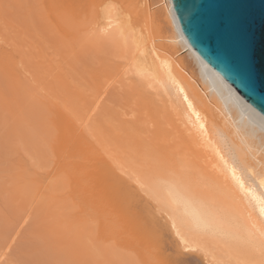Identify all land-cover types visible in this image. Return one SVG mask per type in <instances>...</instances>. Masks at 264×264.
I'll list each match as a JSON object with an SVG mask.
<instances>
[{
	"label": "bare ground",
	"instance_id": "1",
	"mask_svg": "<svg viewBox=\"0 0 264 264\" xmlns=\"http://www.w3.org/2000/svg\"><path fill=\"white\" fill-rule=\"evenodd\" d=\"M76 7L78 19L84 20L79 32L89 37L87 44L110 46L113 51L111 59L100 58L97 96H90L88 86L76 88L64 68L38 60L0 26L4 86H0V98L6 102L1 103L3 110L13 112L10 131L16 140L2 144L1 154L13 146L15 151L5 152L11 159L19 162L17 151L23 149L43 156L41 166L50 165L40 133L30 123L35 107L30 101L39 87L46 93L56 91L54 97L71 105L81 117L68 128L71 145L76 138L78 152L73 156L78 157L67 163L71 169L62 175L74 179L81 192L91 187L97 197L90 202L96 201L103 210L102 204H114L112 198L122 204L127 200H119L120 195L131 197L144 212L147 226L155 233L154 243L170 264H264V116L191 48L171 0H77L70 8ZM118 82L132 89L144 116L114 125L117 117L112 124L108 119L115 112L109 103L116 93L106 92V87ZM94 112L102 141L110 142V147L101 146L109 160L95 156L93 145L82 138ZM157 159L161 163L156 164ZM114 161L117 170L136 183L133 188L113 170ZM51 178L48 173L44 188L50 184L45 180ZM15 180L11 188L22 187ZM43 197L51 198V194L47 191ZM107 231L104 239L116 242L117 231ZM120 242L126 246L136 243L130 248L133 254L143 244L127 235ZM110 246L104 248L110 259L138 264L126 247ZM0 264H4L1 259Z\"/></svg>",
	"mask_w": 264,
	"mask_h": 264
},
{
	"label": "rangeland",
	"instance_id": "2",
	"mask_svg": "<svg viewBox=\"0 0 264 264\" xmlns=\"http://www.w3.org/2000/svg\"><path fill=\"white\" fill-rule=\"evenodd\" d=\"M76 5L77 0H0V26L14 42L24 45L22 48L32 56L34 54L38 60L46 59L55 67L64 68L71 75L76 88L78 87L80 90L88 86L89 90L87 91L93 97L95 93L97 96L100 90L98 88L97 91L96 88L100 86L96 85L95 81L99 74L102 75L100 58L111 59L113 51L110 46H98V49L92 43L87 44L89 37L83 31L79 32V29L84 26V20L78 19L80 16L78 7L70 8V6ZM66 23L69 25L66 26ZM9 47L7 46V48ZM85 62L88 64V69L85 68ZM118 84L115 83L112 86L113 84L109 83V86L106 87V92L109 89V92L116 93V99L109 103V106L112 107L110 109L116 113L110 110L115 115H109L112 118L107 117L108 121L111 119L109 122L112 124L114 123L112 121H115L117 117V124L114 123V125H118V122L132 121L136 117L144 116V111L141 108L143 105L133 95L132 89L125 87V83L119 84V86ZM0 86L4 89L1 79ZM115 86L119 88L117 89ZM114 88L115 91L111 90ZM32 93L30 102L35 107L30 123L40 133L42 148L45 149V155H48L51 162L48 166H41L40 160L43 156H37L34 152V154L28 153L23 149L17 151L16 157L19 156L20 159L18 162L5 153L15 151V147H9V150L5 149L3 154L0 150V253H4V257L0 258L1 261L4 264H119L116 259L106 256L104 250L107 245H118L120 247L117 248L121 250H123L122 247L129 249L138 264H170L171 261L167 260L165 252L154 243L155 233L151 226H149L150 228L147 226L144 212L140 211L141 208L132 201L131 197L126 198L120 195L119 200H127L122 204L115 202L117 199L112 198L114 204L109 206L102 204L103 210H100L96 201L94 203L89 201L96 200L97 197L92 193L91 187H86L81 192L74 179L71 180L62 175L63 172L71 169V165L67 166V163L76 161L73 159L78 157L77 155L73 156L78 152L74 146L76 138L73 139L71 145L72 140L68 138L70 132H68V128L72 122L79 123L77 118L80 115L76 110H73L71 105L63 103L61 98H55L57 97L54 95L56 91L46 93L39 87ZM1 99L0 149L2 144L8 141L13 144L14 140L13 133L10 131L13 112L11 109L10 111L3 110L2 104L6 102H2ZM55 109L58 110V114L54 111ZM99 109L97 111L103 114L101 107ZM34 110L37 115H34ZM117 112L119 115L123 114V117L117 116ZM94 115L97 117V112H94L92 119L89 118L91 122L86 120L89 124L85 121L87 127L83 129L84 137L82 138L83 141L93 145L95 156L109 160L101 146L110 147V142L106 139H103L106 142L102 141L103 137L95 123L96 117L93 119ZM113 116H115L114 119ZM120 118L122 119L119 120ZM97 138H101V143L106 144H100ZM14 141L16 142V140ZM174 146L176 143L172 145V147ZM85 159L82 161L84 162ZM157 160L158 162L155 160L156 164L161 163L159 159ZM113 165L111 166L113 170H116L119 176L125 177L127 184L133 188L136 183L132 179L129 181L127 176L117 170L115 161ZM21 167H27V169L22 170ZM125 168L131 170L128 167ZM48 173L52 175L53 179L45 180V183H50L46 189L42 185ZM85 179L88 180L89 177ZM12 180L20 181L22 187L18 185L15 189L11 188L13 187ZM47 191L51 194V198L43 197ZM91 194L94 199L89 196ZM101 227L105 228H103L105 234L99 230ZM107 229L117 231L116 242L104 239L108 233ZM98 233L101 237L98 236ZM125 235L133 242L139 240V244H142L143 241V244L138 246V254H133L130 249L136 243L126 246L120 242ZM84 247L87 248V251L85 249L83 252Z\"/></svg>",
	"mask_w": 264,
	"mask_h": 264
},
{
	"label": "water",
	"instance_id": "3",
	"mask_svg": "<svg viewBox=\"0 0 264 264\" xmlns=\"http://www.w3.org/2000/svg\"><path fill=\"white\" fill-rule=\"evenodd\" d=\"M196 54L264 116V0H171Z\"/></svg>",
	"mask_w": 264,
	"mask_h": 264
}]
</instances>
